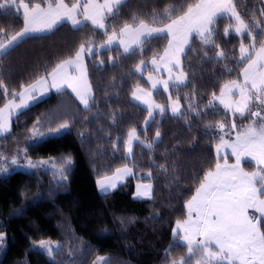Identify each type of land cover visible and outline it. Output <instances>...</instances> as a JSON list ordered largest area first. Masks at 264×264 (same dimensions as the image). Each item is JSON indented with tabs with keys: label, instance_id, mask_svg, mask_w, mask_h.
Listing matches in <instances>:
<instances>
[{
	"label": "trees",
	"instance_id": "16d2710c",
	"mask_svg": "<svg viewBox=\"0 0 264 264\" xmlns=\"http://www.w3.org/2000/svg\"><path fill=\"white\" fill-rule=\"evenodd\" d=\"M152 1L154 6L149 8L148 0H126L114 18L106 17L107 35L132 23L134 15L151 23L154 13L159 19L166 8L176 9L175 18L182 14L180 9L186 11L187 5L197 2ZM65 2L71 4L74 0ZM234 3L246 21H264L260 15L264 0ZM230 23L234 22L225 16L223 22L217 21L214 26L218 29L213 35L219 48L206 47L199 37L193 38L191 50L187 47L180 58L185 83L170 86L167 92L163 88L152 90L154 101L166 111H154L151 119L148 107L135 101L132 93L136 86L148 88L144 78L152 69L147 65L138 74L135 67L146 55H160L166 43L164 35L148 40L142 50L126 56L121 55L118 46L100 47L107 39L103 29L85 22L77 30L64 22L51 32L24 37L0 58V76L9 93L4 95L0 90L2 108L12 99L11 93L47 76L57 63L73 57L80 44L95 40L96 54L85 57L95 93L90 108L108 107L113 111L109 118H96L88 125L90 108L81 109L65 129H52L44 118L35 122L36 111L32 112L38 104L53 98V93L13 117L11 130L0 136V168L10 164L13 153H17L18 163L16 169L0 171V264H96L97 256L121 264H162L164 256L182 249L176 246L178 240L172 226L185 217L186 200L215 163L213 146L220 135L211 125L231 116L216 101L213 107L208 102L224 84L240 81L243 70V65H237L241 37L223 34ZM22 26V10L17 13L15 6L0 9L4 35H14ZM261 28L264 29V23ZM243 43L250 41L245 38ZM260 43L258 38L257 46ZM221 49L228 55L217 60L216 53ZM132 57L133 61L125 62ZM120 73L125 77L118 78L116 89L107 93L110 87L106 86L104 98L100 99V83H110ZM169 96L171 100L179 98L184 115L173 116ZM132 129H136L139 140L127 153L128 133ZM157 131L161 133L159 139ZM148 144L152 147L148 148ZM69 159L70 164L66 163ZM28 161L36 167H28ZM61 166L63 175L59 171ZM123 166L131 167L133 173L111 191L99 192L97 179L110 176ZM136 182L149 183L152 196L135 198ZM41 242L56 243L51 255L41 247Z\"/></svg>",
	"mask_w": 264,
	"mask_h": 264
},
{
	"label": "snow or ice",
	"instance_id": "6c2138e0",
	"mask_svg": "<svg viewBox=\"0 0 264 264\" xmlns=\"http://www.w3.org/2000/svg\"><path fill=\"white\" fill-rule=\"evenodd\" d=\"M126 0H74L71 4L65 0H4L0 3V9H11L15 6L17 13L22 10L23 28L14 35H4L5 30L0 28V58L7 55L9 50L18 44L24 37L31 33L51 32L62 22H70L74 29H79L85 22H90L95 29H103L107 39L100 45L102 49L111 48L119 37V47L123 48L121 55L130 56L137 49H143L145 42L152 38L166 35L168 46L164 54L159 57L169 73L167 80L153 81L152 88L158 84L163 85L165 92L170 86H179L185 83L186 77L183 72L173 78L172 68L180 67V55L185 48L191 50L190 45L194 37H199V42L206 47L215 45L214 32L218 31L214 26L218 19L227 16L230 23L224 28V36L234 34L241 37L239 46V60L237 65H243L240 75L242 82L230 81L220 89V95L212 94L208 106L213 107L214 101L218 100L226 112L233 116L247 119V126H239L233 120L231 129L235 132V138L231 139V133H226L229 139L220 136V144L217 145V154L222 148L231 149V156L235 157V163L229 164L227 156L223 157L224 163L219 160L214 169L209 170L203 176L195 195L187 202V217L177 220L173 235L179 237L177 247H186L187 256L179 260H172L170 264H192L196 257V264H264V29L261 28L264 21H246L237 11L234 0H198L195 4L187 5L186 11L180 9L181 15L173 18L176 9L166 8L163 14H153L151 23L144 19H137L134 15L132 23H125L119 31H113L107 35L105 19L108 16L115 17L119 8ZM260 15L264 17V11ZM82 17V19L80 18ZM159 23L161 26H153ZM254 29H259L255 31ZM247 38L250 43L245 45L243 39ZM261 43L257 46V39ZM95 40H87L79 45L74 56L63 60L35 83L24 87L20 92L11 93L12 99L0 108V135L11 130L9 117L16 111L28 107V100L33 99V93L38 88L47 91L55 89L60 93L65 87L74 92L85 108L89 107L91 98V86L87 80V68L84 63L85 56L96 54L93 45ZM219 48V45H215ZM206 55V53H205ZM228 53L223 49L217 51L216 59H224ZM103 63V62H101ZM145 62L140 61L136 66L137 72H142ZM151 64L159 71L156 58ZM78 73L72 75L71 72ZM50 78V81H49ZM152 81V77H148ZM171 81V84H170ZM0 90L8 95V89L0 76ZM143 90L137 88L133 97L141 99L137 92ZM43 94V92H41ZM151 96V93H144ZM238 98L234 99V96ZM19 103H16V99ZM171 100V96H169ZM148 103V101H144ZM189 107L191 105L189 104ZM255 107V111L253 108ZM148 116L153 117L154 110L162 114L166 110L158 104H149ZM173 116H182L179 98L171 104ZM215 114V113H214ZM146 124L149 121H145ZM224 123H219L221 132L225 128ZM62 127H67L63 125ZM159 139L161 133H155ZM134 140H139L136 129L128 133L127 150L132 152ZM151 148L152 145H146ZM250 158L255 161L256 170L247 172L241 167L242 160ZM12 164L17 160L13 159ZM70 164V159L66 161ZM28 167H36L28 161ZM55 167V165H53ZM0 171L5 169L0 168ZM63 175V166L59 169ZM130 174V169L123 170ZM121 172L117 169V174ZM102 192L106 193L109 188L116 187L112 180L97 181ZM144 191L137 193L140 196H150L151 185H145ZM249 209L260 213L259 216L251 215ZM183 233V235H181ZM3 234L0 233V241ZM182 242V243H181ZM41 247L46 248L51 255L53 249L50 245L41 242Z\"/></svg>",
	"mask_w": 264,
	"mask_h": 264
},
{
	"label": "crops",
	"instance_id": "0c3cea01",
	"mask_svg": "<svg viewBox=\"0 0 264 264\" xmlns=\"http://www.w3.org/2000/svg\"><path fill=\"white\" fill-rule=\"evenodd\" d=\"M148 2L150 3V5L151 6H149V8H153L152 6H154L153 4V1L152 0H148ZM197 2H198V0H197ZM196 2V3H197ZM99 3H103V0H99ZM81 19H82V17H80ZM225 20V17H223V18H220V19H218V21H220V22H223ZM62 23H64V22H62ZM66 23H68L70 26H72L71 24H70V22H66ZM88 23H90V22H88ZM91 24V23H90ZM22 28H23V26H22ZM21 28V29H22ZM49 31H45V32H40V33H31V34H29L28 36H32V35H40V34H45V33H48ZM164 36H166V35H164ZM170 38L169 37H167L166 36V43L164 44V48H163V50H162V52L160 53V55L159 56H157V57H151V56H149V55H146L145 56V58H142V59H140V60H138V62L136 63V66H137V64H139L140 63V61L141 60H143L144 62H145V64H144V68L148 65L149 67H151V69H153L154 71L152 72H147L146 74H150L151 76H158V77H160V76H165V73L167 72V69L165 68V65L162 63V62H160V60H159V57L160 56H162L163 54H164V50L167 48V46H168V40H169ZM119 45V37H117V40L113 43V45L111 46V47H113V46H118ZM119 47V46H118ZM120 49H121V51L123 52V48L122 47H119ZM187 48V47H186ZM185 48V49H186ZM182 55V54H181ZM181 55H180V58H181ZM86 57V56H85ZM153 58H156L157 59V62H158V65H159V68H160V70L159 71H156L155 70V67L156 66H153L152 64H151V61H152V59ZM69 59V58H68ZM65 60H67V59H65ZM127 61H125V62H129V61H133L134 60V58L132 57V58H128V59H126ZM84 63H85V58H84ZM126 63V64H127ZM85 66H86V63H85ZM176 71H177V73H176V75H172L173 76V78H175V76H179L180 74H181V68L179 67V68H176V67H173ZM172 68V69H173ZM70 72H71V70H69ZM243 71V70H242ZM135 72L136 73H138V74H140L141 72H137L136 71V67H135ZM71 74L72 75H78V73H75V72H71ZM145 74V75H146ZM184 74V73H183ZM185 76V75H184ZM46 77V76H45ZM125 77V75L123 74V73H120L119 75H117L116 77H114V79H113V81L112 82H110V83H107V82H102V83H100V87H101V89H102V93H101V95H100V99H102V98H104V94H105V91H104V88H106V86H109L110 87V90H108L107 91V93L108 92H113V90H115L116 89V84H118V82H119V79L118 78H124ZM166 79V78H165ZM243 79V77L241 76V79L240 80H242ZM87 80H88V83H89V85L91 86V98L89 99V107L88 108H85L84 107V105L80 102V100L77 98V96H76V94L74 93V92H72V90L71 89H69V88H67V87H65L64 89H63V91L62 92H60V93H58V92H56V90L55 89H49V90H47V91H44L43 89H40V88H38L37 89V91L36 92H34L33 93V96H34V98L33 99H30V100H28V107L27 108H24V109H20V110H18V111H16V112H14L10 117H9V121H10V127H11V122H12V119H13V117L15 116V115H17V114H19V113H21L22 111H24V110H26V109H28V108H30L31 106H33V105H35V104H38V103H40V101H42V100H44L45 98H47V97H49L51 94H53V93H55V95H54V97L53 98H51L48 102H45V103H40V104H38L37 106H36V108H35V110L32 112V113H34L35 111V113H36V118H38V119H35V122L37 121L38 122V120H41V119H43L44 118V120L45 121H49L50 123H51V125H52V129H59V130H62V129H65V127H62L63 125H67V126H69L70 124H72L73 122H74V120L79 116V114H80V111H81V109H89L90 108V103H91V100H92V98H93V96L95 95V93H94V90H93V87H92V84H91V81H90V78H89V76H88V73H87ZM164 80V79H163ZM49 81H50V78H49ZM36 82V81H35ZM35 82H33V83H35ZM113 82L115 83V85L113 84ZM33 83H31V84H33ZM229 83V82H228ZM108 84V85H107ZM170 84H171V81H170ZM227 84V83H226ZM163 87V86H162ZM161 87V88H162ZM137 88H140V89H142L143 91L142 92H137V95L138 96H140L141 97V99H139V100H137V99H135L134 97H133V95H132V98L135 100V101H137V102H139V103H141V104H143V105H145V106H147L148 107V105L149 104H158L157 102H155L154 101V99H153V97H152V91H151V89L150 90H148L149 88H143V87H140V86H136L135 88H134V90H133V92L137 89ZM23 90V89H22ZM21 90V91H22ZM41 92H43V94H41ZM111 92V93H112ZM144 93H151V96L149 97V96H146V95H144ZM220 95V92H219V94L217 95V96H219ZM148 101V105L146 104V103H144L143 101ZM173 101V100H172ZM176 101V100H175ZM8 102V101H7ZM6 102V103H7ZM20 101H19V99L17 98L16 99V103H19ZM5 103V104H6ZM218 103V102H217ZM4 104V105H5ZM4 105L2 106V108L4 107ZM159 105V104H158ZM169 109H170V106H169ZM155 112H159V110H154ZM32 113H30V114H28V115H26V117H24V119H27V118H29V116L32 114ZM113 115V111L112 110H109L108 109V107H106V109L105 110H100L99 109V107L98 106H96V107H93V108H90L89 110H88V113H87V123H88V125L91 123V122H93L96 118H109V116H112ZM44 120H41V121H44ZM86 129V128H85ZM84 129V130H85ZM51 131H53V130H51ZM4 134H6V133H4ZM3 134V135H4ZM1 136V135H0ZM128 140V139H127ZM136 140H134L133 141V143L135 142ZM125 166H123V167H120V168H118V169H121V168H124ZM149 184V183H148ZM135 190V189H134ZM151 190H152V186H151ZM153 192V191H152ZM144 199V198H143Z\"/></svg>",
	"mask_w": 264,
	"mask_h": 264
},
{
	"label": "rangeland",
	"instance_id": "374dc122",
	"mask_svg": "<svg viewBox=\"0 0 264 264\" xmlns=\"http://www.w3.org/2000/svg\"><path fill=\"white\" fill-rule=\"evenodd\" d=\"M154 70L152 69V72H153ZM176 73H177V71L173 68L172 69V75H176ZM149 76H151L150 74H146L145 75V78H144V80L146 81V83L148 84V90H150L151 89V91L153 90H156V89H158V88H161L163 85L162 84H158L157 85V87L155 88V89H153L152 88V83H153V81H159V80H167L168 79V77H169V73H168V71L165 73V76H160V77H158V76H151L153 79H152V81H149V79H148V77ZM176 77V76H175ZM166 78V79H165ZM243 80V79H242ZM242 80H240V81H238V82H242ZM163 88V87H162ZM234 99H236V98H238V95L237 96H234L233 97ZM144 102V101H143ZM173 102H175V100H171L170 101V103H169V106H170V111H171V104L173 103ZM216 102H218V105L221 107V109H224L223 108V106L222 105H220L219 104V101L218 100H216ZM147 105H148V103H146ZM149 106V105H148ZM225 110V109H224ZM256 109H255V107L253 108V111H255ZM172 112V111H171ZM231 116H230V119L229 120H225V118H224V120H219V121H215V122H213V124L211 125L213 128H215V130L218 132V134L220 135V136H224V138L226 139V140H228L229 139V136L228 135H226V133H231V139H234L235 138V132L234 131H232V129H231V123L233 122V120H235V122L237 123V125H239V126H247V124L248 123H250V121L249 120H247V119H242V120H240V121H238V119L236 118V116H233V114L229 111L228 112ZM234 117H235V119H234ZM237 117H239L238 115H237ZM219 123H224L226 126H225V128H224V130H223V132H221L220 130H219V127H218V125H219ZM221 143V141H220V139L214 144V146H213V153H214V157H215V163H214V165H213V167L212 168H210L209 170H212V169H214V167H215V164H216V162L219 160V162L221 163V164H223L224 163V159H223V157H225V156H227V158H228V163L229 164H234L235 163V157H233V156H231V149H229V148H222L221 150H220V153H219V155L217 154V145L218 144H220ZM132 146H133V144H132ZM126 151H127V153H129L128 152V150L126 149ZM13 159H16L17 160V153H13L12 155H11V157H10V161H12ZM10 167H12L13 169H16V168H18V163H16V164H12L11 162H10V164L9 165H2V169H5V170H12V168L10 169ZM241 167H243V169L245 170V171H247V172H252V171H255L256 170V164H255V161H251V159L250 158H246V159H244V160H242V162H241ZM20 168H24V167H20ZM125 168H127V169H130L131 171H130V174L129 173H126V172H124L123 170L125 169ZM121 170V172L119 173V174H117V169L113 172V174H111L110 176H107V177H102V178H99V179H97V181H99V180H112L114 183H115V185H118L119 183H122V182H124L132 173H133V169L131 168V167H128V166H125L124 168H121L120 169ZM209 170H207V171H209ZM97 181H96V185H97V189H98V191L99 192H102L101 191V189H100V187H99V185H98V183H97ZM145 185H150V184H148V183H143V182H136L135 183V185H134V189H133V196L135 197V198H150L151 196H152V190H151V193H150V196H140V195H137V193H138V191L139 192H143L144 191V187L143 186H145ZM115 188V187H114ZM113 188H109V190L108 191H111ZM107 191V192H108ZM193 195H195V191L193 192V194L186 200V203H185V206H186V204H187V202L192 198V196ZM249 213L251 214V215H256V216H259L260 215V213H258V212H255V210L254 209H249ZM187 217V208H186V215H185V217L184 218H182V219H179V220H183V219H185ZM176 222H177V220L174 222V224H173V226H172V232H173V230L176 228ZM181 235H183V233H181ZM177 240H178V242H180V240H179V237H177ZM182 243V242H181ZM49 245V244H48ZM50 246L52 247H56V243H52V244H50ZM95 263L96 264H121V263H119V262H117V261H115V260H113V259H109V258H104V257H102V256H97V258H96V260H95Z\"/></svg>",
	"mask_w": 264,
	"mask_h": 264
},
{
	"label": "flooded vegetation",
	"instance_id": "af4514ba",
	"mask_svg": "<svg viewBox=\"0 0 264 264\" xmlns=\"http://www.w3.org/2000/svg\"><path fill=\"white\" fill-rule=\"evenodd\" d=\"M187 256V248L182 247L181 250L178 252L174 253L173 255H166L164 256L162 260V264H170L172 260H179L181 257H186ZM192 264H196V257H193L192 259Z\"/></svg>",
	"mask_w": 264,
	"mask_h": 264
}]
</instances>
